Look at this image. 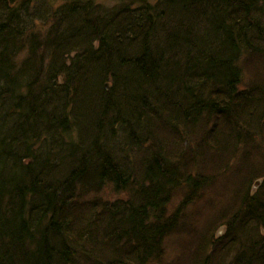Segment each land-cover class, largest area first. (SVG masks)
<instances>
[{"label": "trees", "instance_id": "1", "mask_svg": "<svg viewBox=\"0 0 264 264\" xmlns=\"http://www.w3.org/2000/svg\"><path fill=\"white\" fill-rule=\"evenodd\" d=\"M104 2L0 0V264H264V0Z\"/></svg>", "mask_w": 264, "mask_h": 264}, {"label": "rangeland", "instance_id": "2", "mask_svg": "<svg viewBox=\"0 0 264 264\" xmlns=\"http://www.w3.org/2000/svg\"><path fill=\"white\" fill-rule=\"evenodd\" d=\"M96 1H102V2H104L105 0H96ZM105 3V2H104ZM259 187V189L262 187V183H261V185L260 186H258ZM224 188V186L223 187H221V189L220 190H218L217 188L215 189V190H213V191H210V192H208L207 193V195H204L203 196V199H202V202H198L197 204H195L194 206H196L197 205V207L199 208V210H204L205 212L206 211H211V210H213V209H215V208H222V211H224V208L225 209H227V208H230L229 209V211H232V209L234 210V206H233V204L230 206L228 203H231L233 200H232V193H233V191L231 190L230 191V194L228 195L229 197H228V199H226V201H224V197L225 196H222L223 195V192L224 191H222V189ZM258 189V190H259ZM111 195L113 196V193L111 192ZM225 195V194H224ZM107 196L109 197V195L107 194ZM227 203V204H226ZM226 204V205H225ZM195 210V209H194ZM193 210V211H194ZM196 211H197V209H196ZM198 212V211H197ZM206 220H208L207 218H205ZM202 220L203 219H201V217H200V219H199V221H201L202 222ZM200 225H202V224H200ZM184 245H186L185 243L183 244H181L176 250H174V248L172 247H170L169 246V249L167 250V252H169V254H168V262L169 263H172V262H174V260L176 259V264H182V261L183 260H185V258H183L185 255L183 254L182 255V252H180V249L182 248V247H184ZM191 252H192V248H191ZM228 258L226 259V261H227V264H233L234 263V261L232 262L231 261V258H233L234 256H235V254H233V256L232 255H230V253L228 254ZM186 260H188V259H186ZM166 260L163 262V264H169V263H166L167 262ZM191 260L189 259L188 260V262H190ZM181 262V263H180ZM172 264H174V263H172Z\"/></svg>", "mask_w": 264, "mask_h": 264}, {"label": "water", "instance_id": "3", "mask_svg": "<svg viewBox=\"0 0 264 264\" xmlns=\"http://www.w3.org/2000/svg\"><path fill=\"white\" fill-rule=\"evenodd\" d=\"M256 185H255V189L254 190H257L259 187L258 186H260L261 184H260V182H257V183H255ZM222 234V233H221ZM220 234V235H221Z\"/></svg>", "mask_w": 264, "mask_h": 264}]
</instances>
